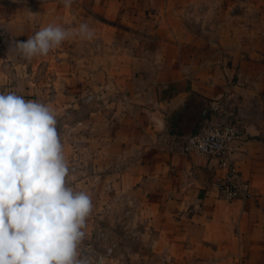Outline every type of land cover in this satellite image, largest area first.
Returning a JSON list of instances; mask_svg holds the SVG:
<instances>
[{
	"label": "crops",
	"instance_id": "obj_1",
	"mask_svg": "<svg viewBox=\"0 0 264 264\" xmlns=\"http://www.w3.org/2000/svg\"><path fill=\"white\" fill-rule=\"evenodd\" d=\"M82 22L92 39L64 42L82 49L109 42L113 63L101 68L99 56L64 49L67 67L48 84L59 85L67 106L89 94L86 109L97 95L112 109L120 103L143 134L140 172L126 186L128 213L145 221L140 264H264V0H73L70 7L62 0H0V93L13 88L20 63L35 76L52 54L25 59L8 52L14 41L49 24L75 29ZM230 117L244 132L232 154L251 187L244 201L222 198L226 170L216 157L171 149L204 123ZM63 154L68 186L78 192L83 181ZM96 235L104 244L78 245L85 264H138L102 256L91 262L92 250L110 255L117 246L106 232Z\"/></svg>",
	"mask_w": 264,
	"mask_h": 264
},
{
	"label": "clouds",
	"instance_id": "obj_2",
	"mask_svg": "<svg viewBox=\"0 0 264 264\" xmlns=\"http://www.w3.org/2000/svg\"><path fill=\"white\" fill-rule=\"evenodd\" d=\"M70 7L73 0H62ZM71 36L92 39L86 22L75 29L49 24L8 52L47 55ZM58 121L43 103L0 93V264H85L78 259L91 197L68 186Z\"/></svg>",
	"mask_w": 264,
	"mask_h": 264
},
{
	"label": "rangeland",
	"instance_id": "obj_3",
	"mask_svg": "<svg viewBox=\"0 0 264 264\" xmlns=\"http://www.w3.org/2000/svg\"><path fill=\"white\" fill-rule=\"evenodd\" d=\"M83 45L84 49L63 41L50 50L51 57L43 59L44 69L35 76L30 74V65L23 61L19 64L20 75L14 76L18 80L13 82L10 92H15L26 100L45 104L58 121L57 131L63 151L68 158L71 156V162L76 167V179L83 181L79 186L75 185L74 189L87 193L93 203L92 211L82 228L85 244H104V241H98L96 232H106L104 237L108 242L116 240V250L110 255L95 247L91 262L96 263L97 258L102 256L111 260L118 257L121 262L134 260L140 264L146 257L142 249L147 248V243L141 235L145 221L137 218L139 215L128 213L131 204L127 200L126 186L133 175L140 172L145 148L143 134L120 103L116 102L112 109L97 95L92 107L86 109L81 106L84 105L82 100L86 95L79 97L76 106H67L59 85L54 87L48 84L52 74L53 79H57L56 69L65 71L67 67L64 60L66 57L62 56L64 49L71 54L80 50L89 55V58L99 56L98 64L101 68L113 63V45H109V42H102L101 46L93 43ZM123 45L119 44V47L125 52ZM119 47L117 51L120 50ZM70 61L74 62L72 59Z\"/></svg>",
	"mask_w": 264,
	"mask_h": 264
},
{
	"label": "built area",
	"instance_id": "obj_4",
	"mask_svg": "<svg viewBox=\"0 0 264 264\" xmlns=\"http://www.w3.org/2000/svg\"><path fill=\"white\" fill-rule=\"evenodd\" d=\"M94 95H87L84 101H91ZM219 110L218 106H213ZM244 138V132L234 118L223 122H206L198 131L185 135L179 142L172 143V150L181 153L210 155L219 160L220 166L226 170L225 177L219 181L218 188L223 199L227 201L247 200L252 196L249 182L243 177L235 164L233 148L236 142ZM108 252L112 247H106Z\"/></svg>",
	"mask_w": 264,
	"mask_h": 264
},
{
	"label": "water",
	"instance_id": "obj_5",
	"mask_svg": "<svg viewBox=\"0 0 264 264\" xmlns=\"http://www.w3.org/2000/svg\"><path fill=\"white\" fill-rule=\"evenodd\" d=\"M206 112H207V109H205L203 114H202L203 118H206V114H205Z\"/></svg>",
	"mask_w": 264,
	"mask_h": 264
}]
</instances>
